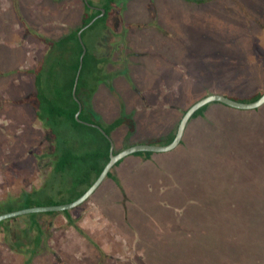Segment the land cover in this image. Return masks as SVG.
<instances>
[{
	"label": "rangeland",
	"instance_id": "rangeland-1",
	"mask_svg": "<svg viewBox=\"0 0 264 264\" xmlns=\"http://www.w3.org/2000/svg\"><path fill=\"white\" fill-rule=\"evenodd\" d=\"M46 1L37 0L35 13L21 17L39 15L33 25L52 39L78 25L79 0ZM203 1L117 0L94 49L108 58L104 72L113 76L93 108L106 123L122 110L131 114L134 145L176 131L186 108L201 96L249 99L264 90V0ZM10 5L12 0H0V14ZM56 9L68 13L66 21ZM23 29L11 27L10 38L0 26V98L8 102L34 91L30 75L7 72L30 69L45 49ZM136 61L143 68L157 62L147 83L175 69L182 78L178 91L174 82L166 83L165 99H143L148 89L140 90L129 72ZM263 110L211 103L208 118L192 119L174 151L123 159L112 170L117 182L107 178L70 217L41 214L36 220L44 235L33 256L32 240L18 245L31 218L9 219L0 227V264H26L29 258L30 264H264V135L256 130L264 128ZM126 133L123 126L115 134L119 150ZM52 150V136L33 106L2 105L0 202L43 185L52 165L39 157Z\"/></svg>",
	"mask_w": 264,
	"mask_h": 264
},
{
	"label": "trees",
	"instance_id": "trees-1",
	"mask_svg": "<svg viewBox=\"0 0 264 264\" xmlns=\"http://www.w3.org/2000/svg\"><path fill=\"white\" fill-rule=\"evenodd\" d=\"M64 1L65 0H50V2L56 4ZM203 2V0H196L197 4H202ZM89 3L93 7H90L84 0H79L76 4L77 10L75 11L76 15L77 13L80 15L79 21L77 20L78 25H76V27H71L67 33L62 34L56 39L47 36V34L33 25L37 18L40 17L39 15L33 20H25L26 18L21 17L22 13L18 8V0H12V7L4 11V14L15 11L17 16L15 20L12 18V21H15L23 27V31L25 30L37 39L45 46V49L41 55L38 56L34 66L30 69L7 72L9 75L16 73L30 75L34 92L28 97H23L18 100L15 99L11 102H8L9 100L6 99L1 100L0 98V107L8 103L33 106L35 108L36 118L41 122L43 128L52 136L53 150L39 157V159L49 158L51 160V171L46 182L39 188H35L31 191H22L19 195L7 197L6 200L0 202V214L35 206H54L71 203L90 188L110 160V141L97 128L87 126L77 121L76 114L79 110V105L72 94L80 66V58L83 53V47L79 40L78 32L83 26L89 24L96 16L101 14V9L106 10L105 15L99 18L82 34L87 53L84 57L77 88V97L83 106L80 119L101 126L106 133L112 137L115 144L116 139L114 133L121 127L126 126L127 133L124 137L126 144L121 150L134 145L129 141L136 130V123L131 114H127L122 110L118 118L106 123L99 117L93 108V98L99 86L101 84L109 85V81L113 76L104 73L103 65L108 61V58L99 57L94 52V49L101 41L104 31L108 28V20L113 13L117 0H101L100 4H95L89 0ZM31 5L33 4L29 3L27 7V15H33L31 12ZM54 11V14L61 17L63 21H66L64 18H68L69 16L64 10L56 9ZM2 21L4 23H0V26L7 27V24L9 25L6 32L7 37L12 36V34L9 33L11 25L8 19L2 17L0 22ZM124 74L128 76V72ZM9 75L4 76L9 77ZM0 78H3V76H0ZM263 94L264 90L254 94L249 99H238L233 96L229 97L241 102H254ZM205 96L206 95L199 97L198 100ZM195 102L189 104L184 114ZM210 105L211 104H208L197 111L192 119L206 118ZM176 133L177 130L165 137L150 141L151 143L149 141L146 143L166 145L174 140ZM121 150L115 145L116 153ZM155 154L157 153L139 152L134 154V156L148 160ZM123 162L124 160H121L115 167H119ZM108 178L117 182L112 171L109 173ZM58 213H63L70 217L69 211L33 213L27 215L28 218H31L32 223L30 227L23 230L22 234L24 235L25 242L20 241L18 243L19 248L25 247V244H28V241L32 240L33 248L28 252L33 256L41 245L44 235V231L37 223L36 219L41 216V214L55 216ZM7 221L9 220L1 222L0 227H6L8 224ZM34 231L35 234L31 237ZM30 262L31 258L27 260L26 264H30Z\"/></svg>",
	"mask_w": 264,
	"mask_h": 264
},
{
	"label": "water",
	"instance_id": "water-1",
	"mask_svg": "<svg viewBox=\"0 0 264 264\" xmlns=\"http://www.w3.org/2000/svg\"><path fill=\"white\" fill-rule=\"evenodd\" d=\"M84 1L90 7H93L92 5H90L89 0H84ZM105 13H106V10L101 9V14L96 16L89 24L83 26L80 29V31L78 32V37H79V40H80L81 45L83 47V53H82L81 58H80V66H79V70L77 72V76L75 79L72 94H73L75 101L79 105V110L76 114L77 121L82 123V124H85L87 126L97 128L110 141V144H111V146H110V160L107 163V165L105 166V168L103 169V171L101 172L100 176L97 178V180L90 186V188L82 196H80L75 201H73L71 203H67V204H60V205H54V206H35V207L25 208V209H21V210L12 211V212H5V213L0 214V223L3 221L9 220V219H13V218H17L20 216L33 214V213L65 212V211H70L74 208L79 207L80 205L84 204L98 190V188L108 178L109 173L113 170V168L116 166V164L118 162H120L121 160H123L129 156H132L136 153H139V152L167 153V152H171V151L175 150L181 144L185 130L187 128V125L190 122V120L194 117L195 113L208 104L221 103V104H224L226 106L236 108V109H241V110L258 109L264 105V94L258 100L254 101V102L237 101V100H234V99L230 98L229 96H226L223 94H217V93L209 94V95L205 96L204 98L195 102L185 112V114L183 115V117L179 123V126L177 128L176 136L171 143L166 144V145H155V144H148V143L136 144V145L130 146V147L125 148V149L119 151L118 153H116L114 140L112 139L111 136H109L106 133V131L101 126H99L97 124L89 123V122H86V121H83L80 119V114L83 110V106L77 97V88H78L79 78H80L81 70H82L83 63H84V57L87 53V48L84 44L82 34L85 30L90 28L99 18L103 17L105 15Z\"/></svg>",
	"mask_w": 264,
	"mask_h": 264
},
{
	"label": "crops",
	"instance_id": "crops-1",
	"mask_svg": "<svg viewBox=\"0 0 264 264\" xmlns=\"http://www.w3.org/2000/svg\"><path fill=\"white\" fill-rule=\"evenodd\" d=\"M40 1H42V0H40ZM49 1V0H48ZM48 1H46V3H48ZM10 3V2H9ZM29 3H31V4H33V5H31L32 7H31V12H32V14H34L35 13V8H37L38 7V5L40 6V2H38L37 3V0H35L34 2H32V0H18V8L21 10V12H23L22 14L24 15V16H26L27 15V12H26V10H27V7H28V5H29ZM43 3H45V1H43ZM51 3V2H50ZM12 6L10 5L9 6V8H11ZM8 8V9H9ZM29 10V9H28ZM60 10V9H59ZM40 12H41V8H40ZM40 12H39V14H40ZM5 12L3 11L1 14H0V17H4V18H6V19H9V20H11V22H9V20H8V22H9V24L11 25V27H13V26H16V25H18L19 26V24H17L15 21H12L13 19L12 18H14V20H15V18H16V12L15 11H10L9 13H7L8 15H5L4 14ZM3 22V21H2ZM1 22V23H2ZM4 23V22H3ZM9 25L7 24V27H8ZM1 35V34H0ZM7 35V34H6ZM10 38H11V36H10ZM135 52V51H134ZM133 59V58H132ZM165 63H166V67L167 68H171V65L169 64V62H166V61H164ZM136 64H131L130 66H129V72L132 74V77H133V79H134V81L135 82H137L138 84H140V90H142V91H145V90H147L148 89V91L146 92L145 91V93L144 94H146L145 95V97L143 98V99H145L146 97H152L154 94L155 95H157V99L158 98H161V99H165L166 98V96H164L163 94L161 95V93H162V91H164V90H166L167 89V87H165L166 86V83H172V82H174V84H176V83H180V80H182V78H181V76L180 75H178V74H175V69H173V72H174V74H172L171 76H168V75H166V74H163L162 76H160L159 77V79L157 78V80L156 81H153L152 83H147V82H145V80L147 79V78H150V77H155V76H152L151 74H150V72H149V68L150 67H153V66H157V62L155 61V62H152V63H148L147 65H146V67H142V65H139V64H137V63H139V61H136L135 62ZM166 70H164L163 71V73L165 72ZM105 73V72H104ZM105 74H110V73H105ZM178 77H179V79H178ZM118 82H120V80L118 81ZM119 84V83H118ZM174 84H172V86L174 87L175 85ZM102 85L103 84H101L100 86H99V88H98V91L101 89V87H102ZM179 85V84H178ZM164 89V90H163ZM175 90H177L178 91V88H177V84H176V89ZM98 91H97V93L94 95V98H93V100H95V98L97 97V94H98ZM176 93V92H175ZM182 94V92L181 93H179V95H177L176 97H179L180 95ZM215 94V93H214ZM207 96V95H206ZM161 102V101H160ZM153 102H149L148 103V105H151ZM147 105V106H148ZM264 109V105L262 106V107H260V109ZM264 111V110H263ZM208 115H209V112L207 113V118H208ZM120 115H118L116 118H118ZM115 118V119H116ZM114 120V119H113ZM199 120H203V118H199ZM191 121V120H190ZM189 124V123H188ZM188 126V125H187ZM122 128V127H121ZM120 128V129H121ZM119 129V130H120ZM119 130H117L116 132H118ZM256 130H258L259 132L258 133H262L263 135H264V128H261V127H258V128H256ZM186 131V130H185ZM116 132L114 133V137H115V134H116ZM171 133V131L167 134V135H169ZM184 135H185V133H184ZM183 138H184V136H183ZM182 143H183V139H182V142H181V144L180 145H182ZM197 143L199 144V143H202V141H197ZM116 145V144H115ZM179 145V146H180ZM178 146V147H179ZM177 147V148H178ZM176 148V149H177ZM174 151V150H173ZM172 152V151H171ZM168 153V152H167ZM232 167L233 168H235L236 166H235V164H233L232 165ZM236 169V168H235ZM234 169V170H235Z\"/></svg>",
	"mask_w": 264,
	"mask_h": 264
}]
</instances>
